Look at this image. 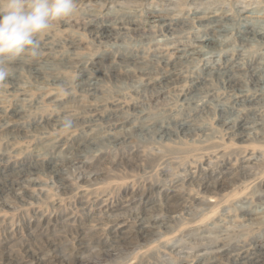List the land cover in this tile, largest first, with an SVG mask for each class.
Instances as JSON below:
<instances>
[{
	"label": "rangeland",
	"instance_id": "rangeland-1",
	"mask_svg": "<svg viewBox=\"0 0 264 264\" xmlns=\"http://www.w3.org/2000/svg\"><path fill=\"white\" fill-rule=\"evenodd\" d=\"M262 28L264 0H77L0 82V264H264Z\"/></svg>",
	"mask_w": 264,
	"mask_h": 264
},
{
	"label": "clouds",
	"instance_id": "clouds-1",
	"mask_svg": "<svg viewBox=\"0 0 264 264\" xmlns=\"http://www.w3.org/2000/svg\"><path fill=\"white\" fill-rule=\"evenodd\" d=\"M76 10L77 0H0V82L9 78V66L18 58H38L41 38ZM72 126L71 119L63 121L65 130Z\"/></svg>",
	"mask_w": 264,
	"mask_h": 264
},
{
	"label": "bare ground",
	"instance_id": "bare-ground-1",
	"mask_svg": "<svg viewBox=\"0 0 264 264\" xmlns=\"http://www.w3.org/2000/svg\"><path fill=\"white\" fill-rule=\"evenodd\" d=\"M136 1H137V0H136ZM190 4H191V3H190ZM131 9H132V8H131ZM150 11H151V10H150ZM154 11H155V10H154ZM156 13H157V12H156ZM84 16H85V15H84ZM152 16H153V15H152ZM158 16H160V15H158ZM158 16H157V18H159ZM209 17H210V16H209ZM199 18H200V17H199ZM160 20L163 21L164 19H161V18H160ZM165 21H166V20H165ZM213 21H214V20H213ZM215 21H216V20H215ZM91 22H92V21H91ZM156 22H157V21H156ZM132 23H133V22H132ZM215 23H216V22H215ZM225 23H226V22H225ZM165 24H166V23H165ZM167 24H168V23H167ZM213 24H214V23H213ZM104 25H105V24H104ZM217 25H218V24H217ZM116 26H117V25H116ZM209 26H210V25H209ZM228 26H229V25H228ZM100 27H101V25H100ZM103 27H104V26H103ZM108 27H110V26H108ZM130 27H131V26H130ZM134 27H136V26L134 25ZM224 27H225V26H224ZM224 27H223V28H224ZM100 29H101V28H100ZM105 29L107 30L108 28H105ZM221 29H222V28H221ZM262 29H264V28H262ZM262 29H261V30H262ZM90 30H91V29H90ZM93 30H94V29H93ZM95 30H96V29H95ZM102 30H104V29H102ZM252 30H253V29H252ZM256 30H257V29H256ZM259 30H260V29H259ZM97 31L99 32V29H98ZM104 31H105V30H104ZM95 32H96V31H95ZM98 32H97V33H98ZM108 32H109V31H108ZM255 32H256V31H255ZM255 32H253V33H255ZM89 33H90V32H89ZM97 33H96V34H97ZM112 33H113V32H112ZM251 33H252V32H251ZM262 33H263V32H262ZM93 34H94V33H93ZM263 34H264V33H263ZM241 36H242V35H241ZM211 37H212V36H211ZM256 37H257V36H256ZM100 38H101V37H100ZM109 38H110V37H109ZM111 38H112V37H111ZM107 39H108V38H107ZM253 39H254V38H253ZM256 39H258V38H256ZM109 40H110V39H109ZM111 40H112V39H111ZM104 41H105V40H104ZM209 41H210V40H207V43H209ZM242 41H243V40H242ZM261 41H262V40H261ZM218 43H219V42H218ZM262 43H263V42H262ZM203 44H204V43H203ZM203 44H202V45H203ZM214 44H215V43H214ZM214 44H213V45H214ZM168 45H169V44H168ZM207 45H208V44H207ZM211 48H213V47H211ZM121 49H122V47H121ZM185 49H186V48H185ZM147 50H148V49H147ZM191 51H193V50H191ZM200 51H201V50H200ZM226 51H227V50H226ZM184 52H185V51H184ZM193 52H195V51H193ZM197 52H198V51H197ZM186 53H187V51H186ZM198 53H199V52H198ZM196 54H197V53H196ZM184 55H186V54H184ZM189 56H190V55H189ZM200 57H201V56H200ZM178 58H179V57H178ZM21 59H23V58H21ZM153 59H154V58H153ZM153 59H152V60H153ZM186 59H187V58H186ZM207 59H208V58H207ZM207 59H206V60H207ZM111 60H112V59H111ZM124 60H125V59H124ZM154 60H155V59H154ZM160 60H161V59H160ZM20 61L22 62V60H19V59L15 60V61L13 62L14 67H17V68L20 69V67H21V63H20ZM66 61H68V60H66ZM157 61H158V60H157ZM150 62H151V61H150ZM225 62H226V61H225ZM45 63H46V62H45ZM99 63H100V62H99ZM103 63H105V62H103ZM108 63H109V62H106V64H108ZM121 63H122V62H121ZM129 63H130V62H129ZM170 63H171V62H170ZM176 63H177V62H176ZM116 64H117V63H116ZM130 64H131V63H130ZM132 64H133V63H132ZM137 64H138V63H137ZM66 65H67V64H66ZM134 65H135V64H134ZM142 65H146V64H142ZM155 65H156V64H155ZM171 65H172V64H171ZM50 66H51V65H50ZM138 66H139V64H138ZM14 67H13V69H14ZM173 67H174V66H173ZM140 68H141L143 71H145V70L143 69L144 67L141 66ZM140 68H139V69H140ZM171 68H172V67H171ZM13 69H12V70H13ZM128 69H129V68H128ZM130 69H131V66H130ZM12 70H11V71H12ZM17 70H18V69H17ZM20 70H21V69H20ZM22 70H23V69H22ZM29 70H30V69H29ZM36 70H37V69H36ZM43 70H44V69H43ZM152 70H153V69H152ZM171 70H172V69H171ZM126 71H127V69H126ZM148 71H149V70H148ZM150 71H151V69H150ZM165 71H166V70H165ZM229 71H230V70H229ZM27 72H28V71H27ZM35 72H36V71H35ZM37 72H40V70L37 71ZM161 72H162V71H161ZM225 72H226V71H225ZM225 72H224V73H225ZM81 73H82V72H81ZM81 73H80V74H81ZM103 73H104V72H103ZM103 73H102V74H103ZM129 73H130V72H129ZM222 73H223V72H222ZM80 74H79V75H80ZM110 74H111V73H110ZM138 74H139V73H138ZM220 74H221V73H220ZM12 75H13V74H12ZM131 75H132V74H131ZM156 75H157V74H156ZM164 75H165V74H164ZM114 76H115V75H114ZM129 76H130V75H129ZM166 76H167V75H166ZM12 77H13V76H12ZM36 77H38V76H36ZM42 77H43V76H42ZM101 77H102V76H101ZM103 77H104V76H103ZM109 77H110V76H109ZM116 77H117V76H116ZM118 77H119V76H118ZM125 77H126V76H125ZM163 77H164V76H163ZM163 77H162V78H163ZM40 78H41V77H40ZM51 78H52V77H51ZM79 78H80V77H79ZM119 78H120V77H119ZM129 78H130V77H129ZM221 78H222V77H221ZM231 78H232V77H231ZM38 79H39V78H38ZM80 79H81V78H80ZM98 79H99V78H98ZM106 79H107V78H106ZM113 79H114V78H113ZM113 79H110V80H113ZM120 79H122V78H120ZM164 79H165V78H164ZM174 79H175V78H174ZM217 79H218V78H217ZM9 80H10V79H9ZM42 80H43V79H42ZM84 80H85V79H84ZM88 80H89V79H88ZM88 80H87V81H88ZM108 80H109V79H108ZM125 80H126V79H125ZM230 80H231V79H230ZM43 81H44V80H43ZM54 81H55V80H54ZM106 81H107V80H106ZM120 81H122V80H120ZM129 81H130V80H129ZM226 81H227V80H226ZM56 82H57V81H56ZM81 82H82V83H85V81H83V80H82ZM88 82H89V81H88ZM90 82H91V80H90ZM113 82H115V80H114ZM122 82H123V81H122ZM135 82H136V81H135ZM154 82H155V81H154ZM203 82H204V81H203ZM238 82H239V81H238ZM40 83H42V82H40ZM60 83H61V82H60ZM82 83H81V85H85V84H82ZM150 83H152V82H150ZM164 83H165V82H164ZM201 83H202V81H201ZM256 83H257V82H256ZM122 84H123V83H122ZM135 84H136V83H135ZM56 85H57V84H56ZM64 85H65V84H64ZM100 85H101V83H100ZM234 85H235V84H234ZM91 86H94L95 88H99V84H98L97 82H96V83H94V82L91 83ZM132 86H133V85H132ZM237 86H238V85H237ZM133 87H134V86H133ZM252 87H253V86H252ZM154 88H155V87H154ZM228 88H229V87H228ZM92 89H93V88H92ZM100 89H101V88H100ZM230 89H231V88H230ZM87 90H88V89H87ZM139 90H140V89H139ZM152 90H153V89H152ZM141 91H142V90H141ZM225 91H226V90H225ZM97 92H98V91H97ZM97 92H96V93H97ZM189 92H190V91H189ZM239 92H240V91H239ZM99 93H100V91H99ZM102 93H104V92H102ZM142 93H143V92H142ZM243 93H244V92H243ZM97 94H98V93H97ZM99 95H100V94H99ZM101 95H102V94H101ZM191 97H192V96H191ZM243 99H244V98H243ZM260 100H261V99H260ZM210 101H211V100H210ZM204 102H205V101H204ZM211 102H212V101H211ZM211 102H210V103H211ZM213 102H214V101H213ZM214 103H215V102H214ZM236 103H237V101H236ZM254 104H255V103H253V105H254ZM197 105H198V104H197ZM206 105H207V104H206ZM216 105H217V104H216ZM248 105H249V104H248ZM250 105H251V104H250ZM236 107H237V106H236ZM238 108H239V107H238ZM64 109H67V108H64ZM200 110H201V109H200ZM205 110H206V109H205ZM228 110H229V109H228ZM21 111H22V110H21ZM226 111H227V110H226ZM17 112L21 114V112H19L18 110H17ZM22 112H23V111H22ZM209 112H211V111H209ZM231 112H232V111H231ZM0 114H1V113H0ZM165 114H166V113H165ZM221 114H222V113H221ZM235 114H236V113H235ZM236 117H237V116H236ZM11 118H12V117H11ZM151 118H152L151 120H152L153 122H154V121H157V123H159V120H162V119H163V118H159V117H151ZM224 118H225V117H224ZM54 119H55V118H54ZM148 119H149V118H148ZM168 119H169V118H168ZM58 122H60V121H58ZM142 122H143V121H142ZM236 123H237V122H236ZM11 125H12V124H11ZM11 125H10V126H11ZM172 126H173V125H172ZM242 126H243V125H242ZM244 126H245V124H244ZM144 127H145V126H144ZM151 127H152V126H151ZM165 127H166V126H165ZM186 127H187V126H186ZM145 128H146V127H145ZM187 128H188V127H187ZM244 128H247V127H244ZM166 130L168 131V129H166ZM188 130H189V129H188ZM190 130H192V129H190ZM35 131H36V130H35ZM238 131H239V130H238ZM245 131H246V130H245ZM183 133H184V132H183ZM172 134H173V132H172ZM234 134H235V133H234ZM237 134H238V133H236L235 135H237ZM113 136H114V135H113ZM238 136H239V135H238ZM127 138H128V137H127ZM242 138H243V137H242ZM81 139H82V138H81ZM261 142H262V141H261ZM59 143H60V142H59ZM92 144H94V143H92ZM11 146H12V145H11ZM68 147H69V146H68ZM84 151H85V150H84ZM132 153H133V152H132ZM127 164H128V163H127ZM14 166H15V165H14ZM40 171H41V170H40ZM64 171H65V170H64ZM221 174H222V173H221ZM162 176H163V175H162ZM191 176H192V175H191ZM101 177H102V176H101ZM218 180H219V179H218ZM237 181H238V180H237ZM227 182H228V181H227ZM224 187H225V186H224ZM67 188H68V187H67ZM183 190H184V189H183ZM221 190H222V189H221ZM60 194H61V193H60ZM174 197H175V196H174ZM82 199H83V198H82ZM210 204H211V203H210ZM87 208H88V207H87ZM165 208H166V207H165ZM244 208H245V207H244ZM113 213H114V212H113ZM152 213H153V212H152ZM190 213H191V212H190ZM243 214H244V213H243ZM144 216H145V215H144ZM155 217H156V216H155ZM247 219H249V218H247ZM251 219H253V218H251ZM256 219H257V218H256ZM123 220H124V219H123ZM244 220H245V219H244ZM253 220H255V219H253ZM115 221H116V220H115ZM152 221H153V220H152ZM249 221H250V220H249ZM255 221H256V220H255ZM255 221H254V222H255ZM117 222H118V221H117ZM155 222H156V221H155ZM254 222H253L252 224H254ZM120 225H122V224H120ZM146 225H147V224H146ZM123 226H124V225H123ZM120 228H121V227H120ZM123 228H124V227H123ZM146 228H147V227H146ZM148 228H149V227H148ZM150 228H151V227H150ZM121 229H122V228H121ZM131 230H133V229H131ZM126 232H127V231H126ZM139 232H140V231H139ZM141 232H142V231H141ZM118 234H119V233H118ZM149 234H150V233H149ZM125 239H126V238H125ZM145 243H146V242H145ZM254 248H255V247H254ZM259 248H260V247H259ZM260 250H261V249H260ZM255 251H256V249H255ZM255 251H254V252H255ZM257 252H258V251H257ZM258 253H259V252H258ZM215 254H216V253H215ZM255 254H256V253H255ZM260 254H261V253H260ZM242 256H243V255H242ZM244 257H245V256H244ZM251 257H252V256H251ZM240 260H241V259H240ZM242 261H243V260H242ZM246 261H247V259H246ZM250 261H251V260H250ZM204 262H205V261H204ZM212 262H213V261H212ZM248 262H249V261H248ZM260 262H261L260 259H255V260H254V263H255V264H261ZM9 263H11V261H10ZM101 263H102V262H101ZM240 263H241V261H240ZM206 264H207V263H206Z\"/></svg>",
	"mask_w": 264,
	"mask_h": 264
}]
</instances>
